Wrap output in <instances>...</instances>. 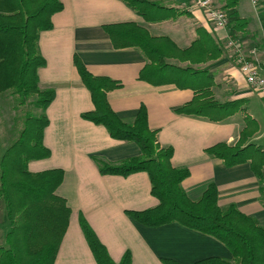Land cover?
<instances>
[{"label":"crops","instance_id":"obj_1","mask_svg":"<svg viewBox=\"0 0 264 264\" xmlns=\"http://www.w3.org/2000/svg\"><path fill=\"white\" fill-rule=\"evenodd\" d=\"M60 2L63 8L53 15L52 28L41 32L37 40V52L46 62L38 70V85L54 92V99L40 113L49 121L43 132V144L50 156L27 165L31 173L53 169L64 172L56 194L65 199L70 217L54 264H96L82 234L80 218L91 227L116 264L126 252L131 254L132 264H162V259L177 264H194L208 258L232 260L226 247L210 236L176 223L148 228L127 216V211H145L158 205L150 194L148 175L144 172L127 177L102 175L94 158L116 163L140 156V149L134 143L110 138L104 127L81 118L82 114L93 110V104L73 64V56H77L91 75L119 84L117 89L107 93V100L123 122L132 123L139 107L146 108L148 127L156 133L158 145L173 151L172 166L189 171V176L181 183L189 200L197 201L207 187L214 184L221 210L234 206L264 227V175L260 180L250 162L227 166L222 159L206 153V149L217 144L236 145L245 128L244 118L249 117L257 129L243 146L254 145L264 154V94L246 84L237 59L225 47L224 38L230 34L229 28L214 29L204 13L192 6L191 0H159L162 5L185 15L158 23L145 22L122 0ZM213 3L221 9L225 0H213ZM237 11L248 25L234 40L244 52L256 47L258 58L264 60L261 45L264 5L260 0L256 6L251 0H241ZM121 23L144 27L151 36L166 37L182 50L196 40L197 28L206 30L217 40L224 54L216 61L195 67L213 74V100L225 103L244 99L243 110L222 122L176 114L175 111L191 102L197 93L178 89L173 84L153 86L141 81L140 73L148 63L142 52L136 48L114 49L103 30L105 25ZM169 62L187 65L176 60ZM2 101L3 98L0 100V158L15 140L9 134L14 126V110L5 112ZM10 229L0 197V247L5 246Z\"/></svg>","mask_w":264,"mask_h":264},{"label":"trees","instance_id":"obj_2","mask_svg":"<svg viewBox=\"0 0 264 264\" xmlns=\"http://www.w3.org/2000/svg\"><path fill=\"white\" fill-rule=\"evenodd\" d=\"M148 23L176 19L185 12L162 5L159 0H122ZM241 0H225L222 10L227 16V27L232 38L244 32L248 22L240 18L237 6ZM264 5V0H260ZM60 0H0V95L11 92L20 106L36 98L34 106L44 110L54 99L52 90H38V70L46 62L37 52L38 36L52 28V17L62 11ZM114 49L136 48L147 60L140 80L153 86L173 84L178 89L197 93L176 114L206 118L222 122L243 110L244 99L218 103L211 88L214 76L196 65L216 61L224 54L217 40L203 28L196 29L197 38L182 50L166 37H154L134 23L103 26ZM187 63L186 66L169 61ZM73 64L82 84L90 93L93 110L81 118L106 129L110 138L136 144L140 156L109 163L94 158L102 175L127 177L146 173L150 194L158 205L145 211H127L131 219L148 228L176 223L188 230L210 236L230 252L232 260L208 258L194 264H264V227L256 219L241 214L234 206L225 210L218 207V190L210 184L200 199L191 201L181 188L189 176L187 169L171 164V148H160L156 133L148 127L147 111L141 105L132 123H125L110 108L107 93L119 87L108 78L91 75L77 56ZM245 128L233 147L217 144L206 153L222 159L227 166L250 162L254 174L264 175V154L254 145L243 146L256 131V123L244 118ZM47 117L27 114L17 139L0 158V197L11 229L0 247V264H54L67 230L70 209L64 198L56 194L64 172L53 169L31 173L30 161L46 159L50 151L43 144ZM79 225L96 264H116L106 247L91 227L80 218ZM162 264H177L162 259ZM118 264H132L131 254H123Z\"/></svg>","mask_w":264,"mask_h":264},{"label":"built area","instance_id":"obj_3","mask_svg":"<svg viewBox=\"0 0 264 264\" xmlns=\"http://www.w3.org/2000/svg\"><path fill=\"white\" fill-rule=\"evenodd\" d=\"M192 6L201 10L207 22L217 30H227V16L225 11L216 7L213 0H191ZM256 6L257 0H251ZM225 47L232 51L239 64V70L248 86L264 94V60L258 58L256 47L244 52L240 45L227 34ZM261 45L264 52V32L261 37Z\"/></svg>","mask_w":264,"mask_h":264},{"label":"rangeland","instance_id":"obj_4","mask_svg":"<svg viewBox=\"0 0 264 264\" xmlns=\"http://www.w3.org/2000/svg\"><path fill=\"white\" fill-rule=\"evenodd\" d=\"M37 86H38V90L40 92L48 90V89H43V88L39 87V85H37ZM7 94L10 95L11 97H13L14 99H11ZM3 96H5V97H3ZM2 98H3V101L1 102L2 109L5 112L10 111V110H14V113L10 112V114L13 113L12 120H13V125L14 126L11 128V131H10L9 134H10V136L13 137V139L16 140L17 137H18V134L22 130L23 121H24L25 116L27 114H30L33 117H39L41 115L40 114L41 110L34 106V102L36 101V98L29 99L24 106H20L19 105V103H18L19 101H18L17 97L16 96H12L10 91L6 92L5 95L0 96V100ZM254 99H256V98H254Z\"/></svg>","mask_w":264,"mask_h":264}]
</instances>
